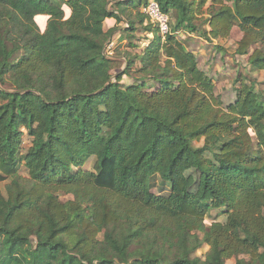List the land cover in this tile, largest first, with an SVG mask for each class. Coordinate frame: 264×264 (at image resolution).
I'll return each instance as SVG.
<instances>
[{"label":"trees","instance_id":"16d2710c","mask_svg":"<svg viewBox=\"0 0 264 264\" xmlns=\"http://www.w3.org/2000/svg\"><path fill=\"white\" fill-rule=\"evenodd\" d=\"M149 1L0 0V264H264V91L244 79L224 108L176 36L197 32L207 0H156L170 16L165 39ZM212 2L200 37L238 26V54L264 46V0ZM117 32L120 43L152 39L120 57ZM249 63L264 70L263 53ZM193 169L209 201L187 192ZM219 210L225 220L206 227Z\"/></svg>","mask_w":264,"mask_h":264},{"label":"rangeland","instance_id":"374dc122","mask_svg":"<svg viewBox=\"0 0 264 264\" xmlns=\"http://www.w3.org/2000/svg\"><path fill=\"white\" fill-rule=\"evenodd\" d=\"M196 5L199 6L203 0H195ZM213 0H207V3L202 6L199 10L195 12V18L193 19V24L197 27V32L193 34H186L182 31L176 36L183 44H186L188 50L194 53L198 58V66L200 69L205 71L209 77L212 79L214 84V93L220 98L224 108L232 104L238 94L241 87V83L246 81L250 83L251 81H256L258 87L264 91V70H258L251 67L249 60L250 57L256 52L261 51L264 55V46L257 42L253 44L248 50L247 55L238 54V49L241 41L243 40L244 34L237 27L231 32V35L225 39H208L200 37L205 31H211V14H212V2ZM214 10V9H213ZM175 16V12H172ZM152 39V35L147 36L144 32H137L134 40L128 43L125 42L123 46L120 47L119 56L124 57V53H129L134 57L135 55L144 51L145 47L149 45V40ZM126 41V40H125ZM132 45V47H130ZM115 48V44L111 45ZM127 48V50H123ZM113 50H110V53ZM108 53L109 55H111ZM131 76L123 77L122 84L128 86L131 84L133 79L138 78L135 68L130 70ZM147 89L150 92H154L161 88V84L148 81L146 83ZM203 142L196 144V146H202ZM32 146V138L27 134L23 137V149L22 152L26 153L28 149ZM96 160L91 159L87 162L86 166L83 168L87 171H92L94 169ZM21 175L24 180L27 179V173L23 168ZM187 185L186 190L191 194H195L197 197L203 201H209L210 196L205 192L204 185L202 183L201 174L193 169L186 173ZM7 185L8 183H3L0 185V190L4 196H7ZM155 191V189H154ZM61 201L68 202L73 200V196L61 195ZM225 220L223 210L212 211L205 220L206 227H210L215 222H222ZM203 238V234H200ZM210 247L203 245L202 248L197 252L196 256L205 259ZM227 264H235L234 260L228 261Z\"/></svg>","mask_w":264,"mask_h":264},{"label":"built area","instance_id":"2783aa9c","mask_svg":"<svg viewBox=\"0 0 264 264\" xmlns=\"http://www.w3.org/2000/svg\"><path fill=\"white\" fill-rule=\"evenodd\" d=\"M144 12L152 23L159 27L160 33L165 37L170 33V16L164 12L156 0H150Z\"/></svg>","mask_w":264,"mask_h":264},{"label":"crops","instance_id":"0c3cea01","mask_svg":"<svg viewBox=\"0 0 264 264\" xmlns=\"http://www.w3.org/2000/svg\"><path fill=\"white\" fill-rule=\"evenodd\" d=\"M37 20H38V21L40 20V21L42 22V28H44L45 25H46V22H47V18H46V17H39ZM116 25H117V23H116V21H114V20H110V21H107V22L105 23L106 30H108V29H110V28H113V27H115ZM120 38H121V34H120L119 32H117V33L114 35V37L111 39V41H112L111 45H114V44H115V46H116L117 44L119 45V43H120ZM120 44H123V45H124V44H125V41H124V42L121 41Z\"/></svg>","mask_w":264,"mask_h":264}]
</instances>
